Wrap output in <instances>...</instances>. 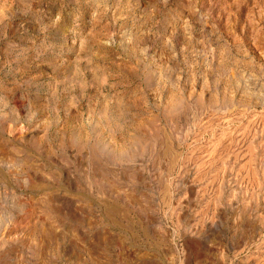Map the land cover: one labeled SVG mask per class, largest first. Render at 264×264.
Listing matches in <instances>:
<instances>
[{
	"label": "rangeland",
	"instance_id": "374dc122",
	"mask_svg": "<svg viewBox=\"0 0 264 264\" xmlns=\"http://www.w3.org/2000/svg\"><path fill=\"white\" fill-rule=\"evenodd\" d=\"M0 264H264V0H0Z\"/></svg>",
	"mask_w": 264,
	"mask_h": 264
},
{
	"label": "bare ground",
	"instance_id": "6f19581e",
	"mask_svg": "<svg viewBox=\"0 0 264 264\" xmlns=\"http://www.w3.org/2000/svg\"><path fill=\"white\" fill-rule=\"evenodd\" d=\"M244 134V133H243ZM252 196V195H251ZM208 209V208H207ZM109 216V215H108ZM109 218H110V216H109Z\"/></svg>",
	"mask_w": 264,
	"mask_h": 264
}]
</instances>
